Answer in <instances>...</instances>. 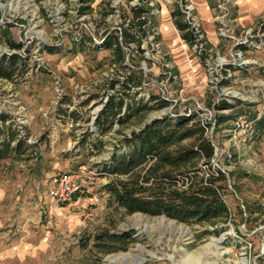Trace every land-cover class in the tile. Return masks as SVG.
<instances>
[{
    "label": "rangeland",
    "instance_id": "obj_1",
    "mask_svg": "<svg viewBox=\"0 0 264 264\" xmlns=\"http://www.w3.org/2000/svg\"><path fill=\"white\" fill-rule=\"evenodd\" d=\"M240 1L93 0L82 13L81 0H0V60L17 56L24 68L0 79V115L37 143L31 156L0 163V264H264V0ZM136 5L148 10L146 36L122 56L102 48ZM133 74L143 84L126 103L154 106L155 96L170 106L116 125L101 151L83 145L85 133L97 136L94 121L117 83ZM178 115L210 123L214 156L199 167L226 173L225 218L188 225L111 202L106 186L117 177L103 164L123 138ZM59 174L84 181L65 203L49 197Z\"/></svg>",
    "mask_w": 264,
    "mask_h": 264
},
{
    "label": "trees",
    "instance_id": "obj_2",
    "mask_svg": "<svg viewBox=\"0 0 264 264\" xmlns=\"http://www.w3.org/2000/svg\"><path fill=\"white\" fill-rule=\"evenodd\" d=\"M81 1L83 13L84 9L89 8L85 4L93 0ZM147 13L148 10L140 5L133 7L132 22L124 23L109 34L102 48L122 56L123 45L129 47L141 36H146L144 16ZM172 16L176 27L185 32L188 27L180 20V12L174 11ZM183 36L187 40L192 38L190 34ZM48 51L53 53L54 49L48 48ZM15 57L10 61L0 60V79L13 80L24 73L21 61ZM117 84L120 89L116 95L108 98L94 121L97 136L87 132L83 137L82 144H89L97 151L103 148L101 138L116 125L123 127L138 114L170 106L168 100L155 96L151 97L154 106L140 103L136 98H132L134 102L126 103L125 98L130 96L128 91L142 87L139 76L129 75ZM115 88L113 84L112 89ZM224 106L225 109L229 108ZM218 118V124L228 119ZM9 120V116L0 115V163L6 160L21 161L37 149V143L28 142L30 135L24 133L21 127L9 123ZM209 128L210 123L202 122L196 115H178L175 119L165 116L125 136L121 143L123 150L119 151V147L108 163H102L105 176L117 177L114 183L106 186L112 204L128 214L165 216L188 225L225 218L228 209L221 190L226 188V173L211 168L203 172L199 167L202 162L208 166L214 156V146L207 135ZM188 140H193V143L184 145Z\"/></svg>",
    "mask_w": 264,
    "mask_h": 264
},
{
    "label": "built area",
    "instance_id": "obj_3",
    "mask_svg": "<svg viewBox=\"0 0 264 264\" xmlns=\"http://www.w3.org/2000/svg\"><path fill=\"white\" fill-rule=\"evenodd\" d=\"M79 178L77 174H59L51 177L49 197L56 203L70 200L82 190L84 181L80 182Z\"/></svg>",
    "mask_w": 264,
    "mask_h": 264
},
{
    "label": "crops",
    "instance_id": "obj_4",
    "mask_svg": "<svg viewBox=\"0 0 264 264\" xmlns=\"http://www.w3.org/2000/svg\"><path fill=\"white\" fill-rule=\"evenodd\" d=\"M262 1H263V0H241L240 2H241V4H243V5H244V3L249 2V3H251L252 6L255 5V6L257 7L258 4H260V2H262ZM250 10H254V8H253V7H250L249 11H250Z\"/></svg>",
    "mask_w": 264,
    "mask_h": 264
},
{
    "label": "bare ground",
    "instance_id": "obj_5",
    "mask_svg": "<svg viewBox=\"0 0 264 264\" xmlns=\"http://www.w3.org/2000/svg\"><path fill=\"white\" fill-rule=\"evenodd\" d=\"M115 259H117V258H112L111 262H114V261H115Z\"/></svg>",
    "mask_w": 264,
    "mask_h": 264
}]
</instances>
